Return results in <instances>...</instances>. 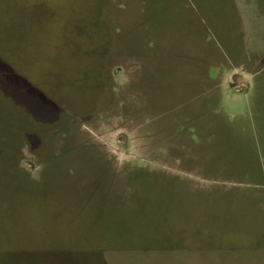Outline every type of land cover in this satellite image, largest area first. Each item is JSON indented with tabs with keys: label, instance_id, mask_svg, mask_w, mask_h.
<instances>
[{
	"label": "rangeland",
	"instance_id": "obj_1",
	"mask_svg": "<svg viewBox=\"0 0 264 264\" xmlns=\"http://www.w3.org/2000/svg\"><path fill=\"white\" fill-rule=\"evenodd\" d=\"M0 264H264V0H0Z\"/></svg>",
	"mask_w": 264,
	"mask_h": 264
}]
</instances>
